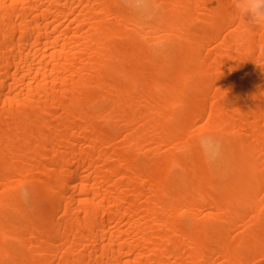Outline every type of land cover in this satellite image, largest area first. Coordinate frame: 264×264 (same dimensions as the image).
I'll use <instances>...</instances> for the list:
<instances>
[{"label":"bare ground","instance_id":"6f19581e","mask_svg":"<svg viewBox=\"0 0 264 264\" xmlns=\"http://www.w3.org/2000/svg\"><path fill=\"white\" fill-rule=\"evenodd\" d=\"M234 3L0 0V264H264V27Z\"/></svg>","mask_w":264,"mask_h":264},{"label":"clouds","instance_id":"9594fccd","mask_svg":"<svg viewBox=\"0 0 264 264\" xmlns=\"http://www.w3.org/2000/svg\"><path fill=\"white\" fill-rule=\"evenodd\" d=\"M234 12L238 17L248 18L246 27H264V0H235Z\"/></svg>","mask_w":264,"mask_h":264}]
</instances>
